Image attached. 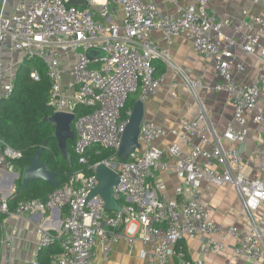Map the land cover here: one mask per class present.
Here are the masks:
<instances>
[{"label":"built area","instance_id":"2783aa9c","mask_svg":"<svg viewBox=\"0 0 264 264\" xmlns=\"http://www.w3.org/2000/svg\"><path fill=\"white\" fill-rule=\"evenodd\" d=\"M8 1L3 0L0 11V106L12 95L25 61H41L50 83L48 105L54 113L76 116L74 153L79 168L47 199L22 201L13 210L2 193L0 173V215L24 218L67 210L59 231L45 225L37 229L40 252L58 247L50 264H97V249L106 263L121 242L128 247L140 243L146 264H204L207 257L228 249L259 262L264 255V226L257 223L255 212L264 207V183L248 177L237 146L246 143L250 132L247 115L264 131L258 106L261 83L236 81L247 71L236 51L256 57L264 75V17L246 13L234 26V35L228 36L209 0L178 7L175 14L162 11L152 0H84L85 7L71 5V0H20L7 15ZM111 5L121 8L120 21L113 20ZM157 32L163 34L167 48L154 39ZM177 37L214 60L221 80L215 90L228 94L233 119L223 134L217 133L204 109L181 128L167 129L144 119L140 148L123 162L119 153L132 115L129 111L124 118L127 101L137 93L142 101L158 94L161 80L153 63L172 65L169 46ZM91 51L99 54L90 58ZM6 52L19 57L7 60ZM31 78L40 82L39 70L34 69ZM187 83L195 92L198 85ZM80 109L90 112L80 115ZM168 136L176 141L166 151L154 145ZM20 159V151L0 142V171L13 173V163ZM101 166L118 175L113 188L118 210L110 211L102 195L93 196ZM159 173H174L180 179L176 199L163 194ZM203 182L236 191L248 213L249 230L217 224L212 209L189 196ZM186 240L199 243L200 260L189 259L181 246ZM33 264H39L38 255Z\"/></svg>","mask_w":264,"mask_h":264},{"label":"crops","instance_id":"0c3cea01","mask_svg":"<svg viewBox=\"0 0 264 264\" xmlns=\"http://www.w3.org/2000/svg\"><path fill=\"white\" fill-rule=\"evenodd\" d=\"M20 0H14L10 15ZM162 11L170 14L177 13L178 7L194 5L198 0H152ZM7 4V7L9 5ZM209 5L215 19L223 23V31L228 36L234 35V26L241 21L245 14L264 17V3L256 5L254 0H209ZM114 21H120L121 8L111 5ZM7 12V8H6ZM9 15V14H8ZM98 20V19H97ZM154 39L161 47L167 48L163 34L157 32ZM172 65L168 66L162 61H156L160 67L159 74L161 88L156 96L149 97L144 102L145 118L167 129L181 128L184 124L198 118L204 109L211 125L217 133L223 134L227 125L234 116V106L228 94L217 92L215 87L221 83L218 78L214 60L207 59L198 53L193 44L185 38L177 37L169 46ZM237 56L247 65L244 75H237L236 81L242 84H251L255 81L261 83L259 109L264 115V75L261 62L256 57H247L239 50ZM18 54L6 52L4 58L15 59ZM73 59L66 64V72L73 63ZM198 86L195 92L187 82ZM140 95H139V99ZM249 135L245 144L237 146L245 161V172L252 180L264 183V131L256 124L252 115H247ZM176 139L170 136L154 142L159 149L166 151ZM25 171V170H24ZM24 171L14 165V172L10 173L3 168L0 173L4 181L2 193L8 199L18 189V181L22 179ZM158 182H163V194L169 199H176L175 190L181 185L180 179L174 173H159ZM46 183V182H45ZM32 184V183H31ZM30 185V184H29ZM194 200L209 206L212 209V219L217 223L228 226H237L242 231L249 230L250 221L236 191L228 186H216L210 182H203L202 188L195 194L189 195ZM67 210H53L34 217L18 218L7 217L0 225L2 235V251L0 264H33L35 257L39 256V264H50L51 251L40 252L38 246L37 229L45 225L53 232L61 229ZM257 223L264 226V207L255 212ZM189 259L200 260L199 243L194 240L183 241ZM142 245L135 244L128 247L125 242L114 246L108 261L105 263L100 249L96 250L97 264H146L141 258ZM204 264H264V255L259 262L249 261L234 255L231 249L224 254L211 255L204 259Z\"/></svg>","mask_w":264,"mask_h":264},{"label":"trees","instance_id":"16d2710c","mask_svg":"<svg viewBox=\"0 0 264 264\" xmlns=\"http://www.w3.org/2000/svg\"><path fill=\"white\" fill-rule=\"evenodd\" d=\"M153 66L155 76L158 78L162 69L157 66L156 61ZM34 69L39 70L41 74L40 82H36L31 78ZM49 93L50 83L43 63L39 60L25 61L18 70L12 95L0 106V142L22 153V159L15 161L13 165L21 167L23 171L30 164L31 158L47 142L48 146L42 155V162L47 163L50 170L57 174V181L59 187H61L68 176L78 170L79 165L74 153L75 141H69L68 143L72 165L69 166L61 157L57 141L54 138L55 128L47 122V119L54 115L53 109L48 105ZM138 99L139 93L129 97L124 111V118H127V112L133 111ZM89 112V109L79 110L80 115ZM105 153L104 156L107 155ZM54 190L49 184L41 181L24 187L22 179H19L18 189L8 199V203L13 210L22 201L45 200ZM5 218V216L0 215V225ZM48 251H51V257L58 251V247L48 249Z\"/></svg>","mask_w":264,"mask_h":264},{"label":"water","instance_id":"95a60500","mask_svg":"<svg viewBox=\"0 0 264 264\" xmlns=\"http://www.w3.org/2000/svg\"><path fill=\"white\" fill-rule=\"evenodd\" d=\"M3 0H0V11L2 8ZM99 53L91 51L89 53L90 58H94ZM145 118V105L142 100H138L132 111V115L129 119L128 127L123 136V143L119 153V158L125 162L128 157L140 148L139 135L141 130V124ZM76 120V116L66 113H54L53 116L47 119V122L51 123L55 128L54 138L57 141L58 149L61 157L72 165V157L68 149L69 141L74 142L76 140V133L73 128V124ZM48 143H44L43 147L36 152L34 157L31 158L30 164L25 168L23 174V186L28 187L29 184L34 182H46L52 188L58 189L59 183L57 181V174L50 170L47 163L42 162V155L47 149ZM98 181L99 185L93 196L102 195L107 202V207L110 211L120 209L119 204L115 201L113 195V188L118 181V175L108 169L105 166H101L98 169ZM2 251V235L0 231V254Z\"/></svg>","mask_w":264,"mask_h":264},{"label":"rangeland","instance_id":"374dc122","mask_svg":"<svg viewBox=\"0 0 264 264\" xmlns=\"http://www.w3.org/2000/svg\"><path fill=\"white\" fill-rule=\"evenodd\" d=\"M9 1L10 2H9V5L7 7V12H6L7 15L8 14L10 15V13H11L10 11L12 10V5H13L14 0H9ZM70 2H71V5H75V6H79V7H85L86 6L84 0H71ZM106 154H109V151H106Z\"/></svg>","mask_w":264,"mask_h":264}]
</instances>
